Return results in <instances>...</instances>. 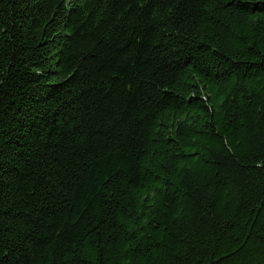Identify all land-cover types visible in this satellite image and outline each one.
<instances>
[{
  "label": "trees",
  "instance_id": "trees-1",
  "mask_svg": "<svg viewBox=\"0 0 264 264\" xmlns=\"http://www.w3.org/2000/svg\"><path fill=\"white\" fill-rule=\"evenodd\" d=\"M0 264H264V0H0Z\"/></svg>",
  "mask_w": 264,
  "mask_h": 264
}]
</instances>
